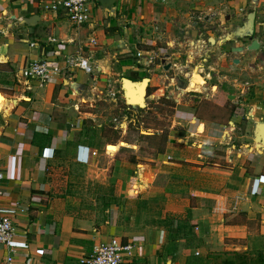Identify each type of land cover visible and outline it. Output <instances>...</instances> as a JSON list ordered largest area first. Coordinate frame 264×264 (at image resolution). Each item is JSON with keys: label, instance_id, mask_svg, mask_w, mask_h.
<instances>
[{"label": "crops", "instance_id": "obj_1", "mask_svg": "<svg viewBox=\"0 0 264 264\" xmlns=\"http://www.w3.org/2000/svg\"><path fill=\"white\" fill-rule=\"evenodd\" d=\"M53 1L60 0H0V77L11 82L0 88L5 98L0 172L6 177L0 180V209L13 224L17 263L80 264L97 244L119 239L133 245V264H186L184 240L171 243L167 230H137L113 221L95 225L66 211L61 193L57 195L74 179L70 172L81 169L82 181L104 184L110 167L114 175L129 168L116 154L98 147L83 123L96 119L99 107L106 105V80L127 77L125 67H136V78L158 69H150L142 55L137 58L144 53L141 43L155 45L156 40L161 45L158 54L164 56L158 66L164 71L175 68L190 77L195 70L205 80L204 90L213 79L228 84L225 98L233 108L224 122L210 115L197 118L189 106L179 108L182 114L176 122L192 124L186 138L205 140L194 144L196 158L189 159L193 164H202L192 159L201 158V150L209 152L215 143L224 150L223 165L206 162L204 178L189 188L196 202L213 203L190 208L199 234L208 235L204 247L211 250L232 236L264 239V142L256 132L257 124L264 123V0H115L109 9L90 0V20L79 27L67 22L61 11L44 10ZM199 12L206 13L203 22L196 20ZM250 13L259 51H247L248 40L231 38ZM28 18L34 21L25 23ZM49 36L54 44L47 42ZM239 46L244 51H232ZM56 51L60 56L54 59ZM67 56L89 58L96 77L78 69L65 77L50 71L39 85L22 76L30 61L47 58L63 66ZM127 79L134 84L126 82L125 88L137 86ZM123 95L121 90L118 96ZM241 122L245 130L237 132ZM101 158L109 160L107 165L100 164ZM142 166L143 175L153 169L148 163ZM252 245L261 249L256 242ZM7 253L0 247V264H5Z\"/></svg>", "mask_w": 264, "mask_h": 264}, {"label": "rangeland", "instance_id": "obj_2", "mask_svg": "<svg viewBox=\"0 0 264 264\" xmlns=\"http://www.w3.org/2000/svg\"><path fill=\"white\" fill-rule=\"evenodd\" d=\"M207 13L211 14L210 11ZM196 15V20L203 22L206 13L199 12ZM160 47L158 40L155 45L140 44V50L144 52L141 54L142 57L151 61L149 68L157 66V70L136 78V72L133 71L136 67H125V75L137 83V86L127 85L130 90V95L127 96L130 102L127 103L125 99L117 96L114 103L107 104L106 101L105 106L99 107L96 119L83 123L84 131L94 136L93 141L98 143V147L110 155L116 154V160L127 163L129 168H123V171L114 175L113 166L110 167L109 178L104 184H98L90 179L82 181V170L78 169L68 173L69 176H74L69 186L57 192V195L61 193L58 197L64 202L66 211L86 218L95 225L113 221L115 224L137 230L157 227L166 231L172 226L175 231V224L180 219L195 223L190 217V208L195 206L209 208L213 205L212 202H196L195 198L189 195V188L191 184L199 183L204 178L201 170L206 166V162L216 161L220 166L223 165V146L215 143L209 152L202 149L201 158L192 159L202 164H193L189 159L196 158L194 144L205 140L202 137L186 138L189 137L188 129L192 124L182 123L178 126L176 122L182 114L179 108L187 106L196 112L197 118L201 115L206 117L210 115L224 122L227 119V112L230 113L233 108L225 98L228 84L213 79L203 92L199 89L193 92L184 79L183 70L180 73L177 70L175 72V68L164 71L158 66L160 61L164 60V56L158 54ZM232 55L229 52V56ZM192 73L194 74L189 80L191 78L203 80L202 75L195 73V70L190 75ZM143 78L150 81L139 84ZM9 83L11 82L6 76L0 77V88L9 86ZM146 84L147 95L143 101ZM142 87L143 92L139 93ZM143 103L145 106L140 108ZM136 104L141 106H131ZM114 117H119L123 124L114 127L111 121ZM225 125L228 131H233L227 124ZM238 128L237 132H244L245 124L241 122ZM202 129L203 127L199 126L198 131ZM190 131L193 132V129ZM114 146L117 150L111 152L110 149ZM107 161L101 158L100 164L107 165ZM145 163L153 169L143 175L141 170L145 169L142 166ZM194 167L200 170H194ZM215 176L213 172V180L218 182L219 179ZM191 231L196 233L195 238L189 235L188 240L185 239L187 230L180 231L175 237L176 243L181 240L185 242L186 264H258L260 260H264L262 256L264 239L253 241L245 237L232 236L224 238L222 243L212 246L209 250L204 247L203 240L204 237L207 239L208 235L203 236L204 231L202 235L199 234L198 225ZM255 242L261 249L252 245ZM250 247L253 248L249 249Z\"/></svg>", "mask_w": 264, "mask_h": 264}, {"label": "built area", "instance_id": "obj_3", "mask_svg": "<svg viewBox=\"0 0 264 264\" xmlns=\"http://www.w3.org/2000/svg\"><path fill=\"white\" fill-rule=\"evenodd\" d=\"M90 0H60L53 1L44 7V10L57 13L61 11L63 17L74 26H82L90 20ZM47 42L54 44L55 39L52 36L47 37ZM30 46H34L31 44ZM54 59L60 56L59 52H53ZM141 56V53H137V58ZM57 57V58H56ZM140 63V62H139ZM151 63L147 61V65ZM59 62L55 60H49L47 58L30 61L22 69L21 73L25 80H35L42 85L46 82V76L50 71L54 72L58 76L65 77L70 73L72 69H78L87 76L96 77L98 73L97 68L90 63L89 58L78 56H67L63 59V66L58 65ZM140 65L144 66L140 63ZM186 80H189V73L186 72ZM115 85H119L116 87ZM122 86L121 79H108L106 80V92L104 94L105 101L114 103L117 96L121 94V90L124 92L123 99L126 101V93ZM127 105V103H126ZM128 106V105H127ZM114 127L123 124L119 120V117L111 119ZM9 176L8 178H10ZM5 174L0 172V180L5 179ZM260 180V178H259ZM14 228L10 217L3 216L0 209V247L7 249L8 253L5 257V264H18L16 257V250L14 248ZM38 254V253H37ZM39 255V254H38ZM133 245L130 242H123L119 239H111L108 242H102L97 244L93 248V252L85 259L80 261V264H133Z\"/></svg>", "mask_w": 264, "mask_h": 264}, {"label": "water", "instance_id": "obj_4", "mask_svg": "<svg viewBox=\"0 0 264 264\" xmlns=\"http://www.w3.org/2000/svg\"><path fill=\"white\" fill-rule=\"evenodd\" d=\"M99 2V4L101 5V7L105 8V9H109L115 2V0H97ZM253 20H254V14L253 13H250L248 16H247V22H245L241 27H238L236 29V31L233 33V35L231 36V38H237V39H241V40H248L250 43L249 45L246 46V50L247 51H259L260 50V44L257 40H255L253 37V34H254V28H253ZM34 21V19L32 18H28L26 19L25 23H32ZM235 40V39H233ZM244 47L243 46H239V47H236L234 48L232 51L233 52H242L244 51ZM171 67L170 64H168L164 69L167 70ZM149 82V79L147 78H143L139 84H143L145 81ZM122 81V84L124 86V91L126 93V102H130V99L129 97H127V93L129 92V90L127 88H125V84L126 82L130 83V84H134L133 81H131L130 79H127V78H122L121 79ZM147 85L145 86L144 88V96H143V101H145V98H146V93H147ZM131 106H135V107H140L141 104H136V105H131ZM145 106V104L143 103V106L140 107V108H143ZM256 132H257V137L264 142V123H259L257 124V127H256Z\"/></svg>", "mask_w": 264, "mask_h": 264}, {"label": "trees", "instance_id": "obj_5", "mask_svg": "<svg viewBox=\"0 0 264 264\" xmlns=\"http://www.w3.org/2000/svg\"><path fill=\"white\" fill-rule=\"evenodd\" d=\"M194 227H197L196 223H191L187 219H183V220L180 219V221H178L177 224H175V229H176L175 231H173L172 226L167 228L166 238H167V240H170L171 243H173V240H175L174 238L176 237V235H178L180 233V231H182V230H187V233H185V237H184L185 239L188 240L189 235L190 236L192 235V237L195 238L197 236L196 233H193L191 231V230H193ZM262 256L264 257V255H262ZM258 264H264V260H260L258 262Z\"/></svg>", "mask_w": 264, "mask_h": 264}, {"label": "bare ground", "instance_id": "obj_6", "mask_svg": "<svg viewBox=\"0 0 264 264\" xmlns=\"http://www.w3.org/2000/svg\"><path fill=\"white\" fill-rule=\"evenodd\" d=\"M204 82H203V80H201V79H197V80H193L192 78L188 81V87H190L191 88V90L194 92L195 90H197V89H199L200 90V92L202 91L203 92V86H204ZM143 87L139 90V93H142L143 92ZM135 92V91H134ZM138 95V94H137ZM141 95V94H140ZM136 96V95H135ZM142 96V95H141ZM135 98H137V97H135ZM137 101V100H136ZM4 106H5V98H4V96L2 95V94H0V111H2L3 110V108H4ZM117 150V147L116 146H114V147H112L111 149H110V151L111 152H115Z\"/></svg>", "mask_w": 264, "mask_h": 264}, {"label": "flooded vegetation", "instance_id": "obj_7", "mask_svg": "<svg viewBox=\"0 0 264 264\" xmlns=\"http://www.w3.org/2000/svg\"><path fill=\"white\" fill-rule=\"evenodd\" d=\"M253 37H254V34H253ZM253 37H252V38H253ZM195 73H196V72H195ZM193 74H194V73H193ZM193 74H192V76H193ZM202 78H203V77H202ZM203 80H204V78H203ZM204 81H205V80H204Z\"/></svg>", "mask_w": 264, "mask_h": 264}]
</instances>
